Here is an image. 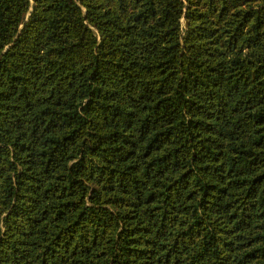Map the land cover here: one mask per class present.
Returning a JSON list of instances; mask_svg holds the SVG:
<instances>
[{
    "label": "trees",
    "instance_id": "1",
    "mask_svg": "<svg viewBox=\"0 0 264 264\" xmlns=\"http://www.w3.org/2000/svg\"><path fill=\"white\" fill-rule=\"evenodd\" d=\"M0 264H264V0H0Z\"/></svg>",
    "mask_w": 264,
    "mask_h": 264
}]
</instances>
